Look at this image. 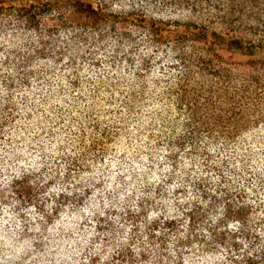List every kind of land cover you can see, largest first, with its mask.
Listing matches in <instances>:
<instances>
[{
    "label": "trees",
    "instance_id": "1",
    "mask_svg": "<svg viewBox=\"0 0 264 264\" xmlns=\"http://www.w3.org/2000/svg\"><path fill=\"white\" fill-rule=\"evenodd\" d=\"M24 1L32 2L14 10L0 7V36L18 38L28 49L25 59L10 56L3 62L17 73L6 76L0 130L19 121L22 131L28 125L39 129L34 141L45 133L55 137L56 129L68 133L59 147L70 151L53 162L56 176L63 168L69 191L83 188V195L49 191L44 196L55 181L34 188L28 176L13 179L7 185L11 193H0V227L13 225L15 216L27 235L30 227L49 235V229L63 233L70 224L103 231L109 215L123 214L104 208L99 193L104 216L93 211L89 219L79 211L94 189L105 185L91 174L101 166L106 172L112 158L122 179L115 158L131 155L140 163L145 156L146 172L170 167L169 185L186 164L188 187L173 195L191 191L199 197L179 218L161 215L153 221L149 240L156 239L161 224L175 231L186 219L189 229L203 224L222 247L230 243L231 264H264V0ZM172 25L183 31L164 36ZM52 77H57L52 84L53 90L58 86L57 97L47 96ZM34 81L48 83L46 103L36 102L39 82L24 91L27 100L16 102L14 90ZM197 170L198 178L192 177ZM150 176L142 178L150 181ZM113 189L104 193L109 200ZM162 193L163 185L156 184V197ZM13 197L19 201L15 206ZM154 203L137 200L141 211L128 210L126 219L140 222ZM47 204L53 205L50 213ZM232 224L240 229L233 231ZM238 237L248 244L243 256Z\"/></svg>",
    "mask_w": 264,
    "mask_h": 264
},
{
    "label": "clouds",
    "instance_id": "2",
    "mask_svg": "<svg viewBox=\"0 0 264 264\" xmlns=\"http://www.w3.org/2000/svg\"><path fill=\"white\" fill-rule=\"evenodd\" d=\"M0 47L4 48V51H0V70L3 72L12 70L11 67L4 66L5 59L10 56L17 60L25 59L28 52L18 38L9 40L0 36ZM12 49L21 55L17 57ZM36 66L39 67L38 64ZM2 123L3 118L0 117V124ZM20 123L18 121L15 126L9 123L7 128L0 130V137H3L0 139V193H11V188L7 187L9 182L28 176V183L34 188L37 185H46L49 180L55 181V185L42 194L44 196L48 195L49 191L56 194L66 192L69 197L73 196V191L83 195V188L69 191L67 182L63 180V168L59 170L58 178L56 176L58 169L53 163L57 157L66 155L70 151L67 148L62 151L59 147L66 143L64 136L69 134L60 133L59 129H56L55 137L45 138L47 136L45 133V137L34 141L32 138L39 136V129L28 125L22 131ZM29 128L31 130H28ZM115 160V167L120 170V174H123V178L117 179V172L112 167V158H110L106 172L101 166L91 174L97 181L104 180V188L94 189L92 197L85 201V207L80 208L79 211L87 213L89 219L93 211L104 216V208L108 207L116 208L117 212L123 215H109L104 222V230L100 232H96L95 228L81 231L77 226L70 224L65 226L63 233L57 232L55 228L49 229V235H37L41 230L31 227L28 232L32 235H27L16 221V217L12 216L10 219L15 222L13 225L7 229L0 227V264H92V261H95V264H231L228 259L231 244L227 243L222 247L203 224L189 229L185 219V223L175 231L165 229L161 224L160 231L155 232L156 239L148 238L150 232L154 231L151 228L153 221L158 220L161 215L172 219L175 214V218H179L183 212L192 210L193 199H199L198 196L194 197L191 191L187 196L173 195L175 189L188 187L183 180L185 175H189L184 170L186 164L181 165V171L175 174L176 179L169 185L165 183L168 178L165 173L172 174L168 166L163 169L157 168L154 172L151 170L146 172L147 157L145 156L139 157L140 163H135L131 155L124 161L119 158ZM41 168H47V173H40ZM148 172H151L150 181H145L142 177ZM157 172L160 173L159 176L156 175ZM38 173L39 175H36ZM199 174L197 170L191 176L198 178ZM158 183L163 185V193H167L166 196L162 193L159 198L156 197L155 186ZM113 185H115L114 189ZM146 186L149 188L147 192L143 191ZM109 189H113L114 192L111 200L104 196ZM133 192L137 194L135 197L132 195ZM97 193L103 199L104 208H101L97 201ZM145 197L155 201L151 214L143 217L138 223L126 219L128 210L134 215L139 214L141 209L137 200ZM4 198L6 199L7 196ZM199 202L207 206L206 201ZM11 203L15 206L19 201L13 197ZM185 204H188L187 208H184ZM52 207V204H47L49 213ZM211 219L214 224L216 217L213 216ZM108 220H111L112 224H108ZM206 223L207 221L204 222ZM69 228L72 229L71 235H67ZM231 228L233 231H238L240 225L232 224ZM261 235L264 236V233ZM238 240L244 246L240 250L243 256L248 244L242 238L238 237ZM231 254L235 256V253ZM116 257H120V260L118 261Z\"/></svg>",
    "mask_w": 264,
    "mask_h": 264
},
{
    "label": "rangeland",
    "instance_id": "3",
    "mask_svg": "<svg viewBox=\"0 0 264 264\" xmlns=\"http://www.w3.org/2000/svg\"><path fill=\"white\" fill-rule=\"evenodd\" d=\"M96 1V0H94ZM32 1H24V0H0V7H8V8H12L13 10L18 7V6H21V5H25V6H28V4H30ZM180 31H183V28L181 27H177V26H169L167 27L164 32H163V35L164 36H167V35H175L177 32H180ZM62 36H66V35H62ZM0 51H4L2 49V47H0ZM12 69V68H11ZM12 71L16 74L17 73V70L15 69H12ZM8 75V72H3L2 70H0V102L3 101V97L5 95V90H6V83L8 82V78H6V76ZM56 79L57 77H52L50 78V91L47 93V84L48 83H45V82H39V81H34L32 83H29V82H26L24 85L26 87H24V90L22 89V87L20 86V88L17 90L15 89L14 92V98L16 100V102H20L21 99L24 98V100H27L24 96V91H26V94H27V89L28 87L33 84L35 85L36 82H39L42 84V91L40 93H38L37 95H35L36 97V102H41V104H45L46 103V100L48 98H46V93H47V96L50 94V93H53L56 97L57 95L59 94V90H58V86L55 87V90H53L52 88V84L56 82ZM12 81V80H11ZM57 88V89H56ZM30 90H33L32 88H29ZM44 102V103H43ZM83 106V105H82ZM103 109V107H102ZM70 117H66V119L68 120Z\"/></svg>",
    "mask_w": 264,
    "mask_h": 264
}]
</instances>
